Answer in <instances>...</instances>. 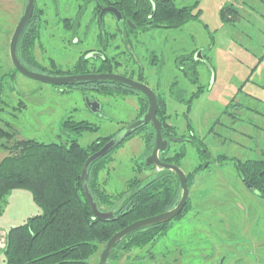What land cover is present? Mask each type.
I'll return each mask as SVG.
<instances>
[{"label": "rangeland", "instance_id": "rangeland-1", "mask_svg": "<svg viewBox=\"0 0 264 264\" xmlns=\"http://www.w3.org/2000/svg\"><path fill=\"white\" fill-rule=\"evenodd\" d=\"M174 1L177 6L196 4V20L179 28L129 33L123 40L122 23L111 13L104 15L101 31L93 4L80 12L79 0H34V38L27 50L51 70L25 65L50 75L101 72L90 70L102 63L99 57L89 58V70H72L81 57L96 50L95 55L110 59L103 63L104 70L134 80L141 72L144 83L164 98L177 137H195L211 156L208 164L205 153L206 158L191 142H184L186 155L180 168L186 177L204 166L189 175L186 213L157 241L126 252L114 264H264V198L245 186L233 164L234 159H264V0ZM24 4L25 0H0L4 86L0 127L9 125L18 131L15 138L0 137V160L14 139L45 143L76 139L87 146L140 118V95L122 88L103 86V91H96L59 86L19 72L9 47ZM226 7L235 10L228 20L221 15ZM192 52L199 61L198 84H192L178 68H186L190 60L185 66L180 57ZM90 102L98 103L99 111H92ZM67 119L86 120L98 129L77 134L63 127ZM144 151L140 131L131 133L113 151V160L98 176L107 192L118 195L131 178L140 180L155 172L138 168L145 162ZM41 212L27 189H14L0 201V264H5L8 230Z\"/></svg>", "mask_w": 264, "mask_h": 264}, {"label": "trees", "instance_id": "trees-1", "mask_svg": "<svg viewBox=\"0 0 264 264\" xmlns=\"http://www.w3.org/2000/svg\"><path fill=\"white\" fill-rule=\"evenodd\" d=\"M79 3L80 12H83L89 4H93V13L97 21L102 20L106 14L102 18L99 17L101 8L114 7L121 14L120 22L123 27L120 34L124 40L129 37V33L138 31L179 28L190 20H196L199 14V11H193L196 4L177 6L174 0H79ZM34 9L35 7L33 11ZM234 11L231 7H226L221 12L222 18L228 20L227 16ZM32 19L33 13L19 37L17 55L25 67L27 62L35 68L45 70L28 54L27 45L34 38ZM195 54L192 52L188 56H181L182 64L188 60L190 62L186 63L187 66L184 64L186 68L178 66L192 84L199 82L196 68L199 61L194 57ZM88 60L89 58L86 59L85 56L81 57L72 70L86 69ZM109 60L106 56L102 59L100 71H111L109 68L104 70L103 63L107 64ZM76 72L84 71L74 73ZM137 80L144 82L141 72ZM74 86L96 91H103L105 86L116 87L140 95L142 112L139 117L148 107V100L143 93L116 82L97 81L67 85V87ZM3 88L0 78V98ZM201 88L202 85L199 84L197 89L201 90ZM155 95L158 103L156 116L162 124L161 134L164 139L169 140L166 151L159 152V159L180 167L186 155L184 142L187 141L195 145L204 155L202 151L206 149L202 143L194 141L195 137L186 139L182 136L180 141L170 139L177 137L178 133L175 126L168 121L164 98L157 93ZM62 125L77 134L98 129L97 125L86 120L67 119ZM124 128L125 126L110 136L97 138L87 146L80 145L76 139L59 143L14 139L8 154L0 160V201L14 189H27L42 212L28 217L24 223L8 230L3 250L5 264H88L97 253L98 257L100 256L105 243L115 232L136 220L170 210L178 203L181 187L177 175L169 169L146 167L144 163L138 166L140 170L155 172L140 180L131 178L118 195L107 192L101 185L98 179L99 173L107 168L109 162L113 160L111 158L113 151L129 138L128 136L106 155L94 160L88 166L87 186L97 208L101 211L113 210L114 213L113 218L106 221L99 220L93 215L81 178L83 164L93 152L106 141L120 134ZM139 131L144 139L145 158L152 152L156 133L150 124L140 126L132 134ZM17 135V129L12 126L7 125L6 129L0 127L2 138H15ZM209 162L211 161L207 159L206 163ZM233 164L237 176L251 184L259 192V196L264 198V159H234ZM203 167L202 165L196 167L189 175L193 176ZM189 175L186 177L187 186ZM188 206L189 199L182 211L172 220L136 229L122 237L111 250L106 264H114V261L126 252L157 241L166 234L174 220L186 213Z\"/></svg>", "mask_w": 264, "mask_h": 264}, {"label": "water", "instance_id": "water-1", "mask_svg": "<svg viewBox=\"0 0 264 264\" xmlns=\"http://www.w3.org/2000/svg\"><path fill=\"white\" fill-rule=\"evenodd\" d=\"M33 7H34V0H25L23 14L19 22L17 23L15 30L13 32V35L11 37V40H10V47H9L10 58H11L13 65L19 72H21L22 74L30 78H33V79H36V80H39L45 83L53 84V85H59V86L60 85L67 86V85H74L77 83L97 82V81L116 82L121 85L127 86L131 89L140 91L146 96L148 100L147 110L139 119L127 125L120 134L108 140L99 150L92 153L85 160L83 164L82 171H81V178L83 180L85 195H86L87 201L90 205L93 215L99 220L106 221V220L112 219L114 216V213H113V210L101 211L97 208L96 203L94 202L93 197L87 186V169H88L89 164L93 162L94 160L99 159L100 157L106 155L117 144H119L123 140V138L129 136L133 131L137 130L142 125L150 124L156 133L154 147L152 149L151 154L145 158V162H144L145 166L146 167L156 166L158 168H165V169H169L173 171L177 175V178L179 180V184L181 187V197L178 203L173 208L165 212L153 215V216H149L143 219L136 220L130 223L129 225L125 226L121 230L115 232L108 239V241L105 243L100 253L99 260L97 263V264H106L107 258L111 250L122 237H124L125 235H127L128 233L136 229H139V228H142L148 225H152V224H158V223L170 221L182 211V209L184 208V206L186 205L188 201V194H189L186 175L179 166L162 162L159 159V156H158L159 152L166 151L169 140L164 139L162 137V134H161L162 124L160 120L157 119V116H156L157 109H158L157 98L153 90L146 83L133 80L132 78L126 77L124 75L114 74V73L50 75V74H44V73L32 71L21 63L17 55L18 40L29 18L32 15ZM105 13H111L115 16L117 20H121V14L114 7L109 6V7L101 8L99 17L102 18V16ZM132 28H134L133 25H132ZM197 55L199 57L200 52H198ZM88 105L90 106L91 110L94 112H97L100 109V106L98 103L90 102L88 103ZM171 140L180 141L181 138L175 137V138H171ZM203 152L205 153V155H207L208 157L207 159L210 160L211 159L210 154L206 150H203ZM242 181L249 190H251L255 194L260 195L257 189H255L251 184H249L245 180H242Z\"/></svg>", "mask_w": 264, "mask_h": 264}, {"label": "flooded vegetation", "instance_id": "flooded-vegetation-1", "mask_svg": "<svg viewBox=\"0 0 264 264\" xmlns=\"http://www.w3.org/2000/svg\"><path fill=\"white\" fill-rule=\"evenodd\" d=\"M25 5V4H24ZM34 8V7H33ZM33 13V12H32ZM115 20L117 21V22H120L121 20H117L116 18H115ZM97 23H98V26L100 27V29H101V31H102V29H104V18L101 20L100 19V21H97ZM123 37V36H122ZM124 40V39H123ZM93 52H97L96 50H91V51H89L87 54H85V58L87 59V58H90V57H93V59H95V58H100V60L102 61V59H104L105 58V55H95ZM90 53L92 54V55H90ZM41 65V64H40ZM98 67H94V68H92V69H90V70H100V66H101V63H99L98 62ZM42 66V65H41ZM43 68H45V66H42ZM40 70H42V69H40ZM45 70H51V69H48V68H45ZM56 70H61V69H56ZM81 70H89V69H81ZM86 73H112V72H76V73H70V74H66V75H73V74H86ZM116 73V72H115ZM126 76V75H125ZM127 77V76H126ZM130 78V77H129ZM134 80V79H133ZM141 82V81H140ZM92 83V82H91ZM94 83V82H93ZM144 83V82H143ZM171 138H173V137H171ZM170 138V139H171Z\"/></svg>", "mask_w": 264, "mask_h": 264}, {"label": "crops", "instance_id": "crops-1", "mask_svg": "<svg viewBox=\"0 0 264 264\" xmlns=\"http://www.w3.org/2000/svg\"><path fill=\"white\" fill-rule=\"evenodd\" d=\"M98 260H99V257L98 258L94 257L91 261H89L88 264H97Z\"/></svg>", "mask_w": 264, "mask_h": 264}]
</instances>
